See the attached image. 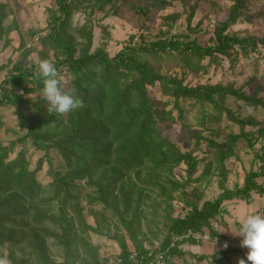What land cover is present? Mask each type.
I'll use <instances>...</instances> for the list:
<instances>
[{
    "label": "rangeland",
    "instance_id": "374dc122",
    "mask_svg": "<svg viewBox=\"0 0 264 264\" xmlns=\"http://www.w3.org/2000/svg\"><path fill=\"white\" fill-rule=\"evenodd\" d=\"M103 2L105 0H94L91 7L82 0L72 4L74 9L67 32L75 40V57L83 52L82 45L86 44L89 34L92 36L90 53L102 50L111 59L127 46L139 44L141 35L155 38L185 33L190 35L189 39L182 41H196L206 47L215 39V29L212 32L210 24L216 28L225 22L233 6L231 0L202 1L192 22L193 31H190L184 7L178 1H172L166 9L154 7L147 16L121 8L120 3L105 5ZM0 3L11 10L6 26L18 28L7 37L8 45L5 46V39H0L1 86L16 67L35 71L41 60L54 64L60 49L48 37L51 16L57 10L56 0H0ZM228 33L264 40V0H251L245 16L232 25ZM140 61L161 79L182 81L184 86L192 88L222 86L264 101L262 44L248 54L236 48L229 56L216 54L214 58L200 59L193 54L184 57L178 52L167 51L156 56H142ZM62 70L59 74L64 88L73 92L74 78L66 68ZM161 86L162 82H157L148 87V94L165 110L171 111L175 121L158 123V127L160 130L166 128L162 134L168 136L179 151L192 155L195 172L190 175L188 162L177 156L162 154L155 160H148L140 174L143 183L139 184L133 175L132 179L139 184L137 191L127 189L131 198L123 200L118 209L115 205L105 208L100 202H91L98 191L90 182L102 173H96L91 181L89 177L76 181L81 191L80 218L83 229L87 230L86 235L81 234L73 210L66 213L77 223L78 254L85 260V263L78 261L76 264H118L122 242L129 252L138 251L140 247L150 252L159 251L171 236L177 220L184 219L193 208L201 209L206 202L218 199H222L221 213L208 226L196 231L211 239L197 243L180 239L176 244L178 253L174 254L171 264H238L241 258H246L247 248L241 247V238L228 228L236 230L237 212L264 214V194L253 191L248 200H226L224 196L242 188L251 174H259L255 181L264 188V108L249 106L232 96L217 98V106L207 101L203 104L182 98L177 101L172 95H166ZM40 92L26 95L25 99L37 103L43 100ZM24 133L16 108L1 106L0 145L11 147ZM22 150L27 154L30 170H36L42 186L48 187L53 182L49 175L51 169L65 175L66 169L55 152L43 155L29 145L17 143L11 158H16ZM117 194L122 197L119 192ZM51 213L59 216L57 209ZM47 225L51 224L47 222ZM47 243L46 261L63 264L62 248L56 246L54 240ZM13 258L19 264H36L27 246L0 250V259L6 264H14Z\"/></svg>",
    "mask_w": 264,
    "mask_h": 264
},
{
    "label": "trees",
    "instance_id": "16d2710c",
    "mask_svg": "<svg viewBox=\"0 0 264 264\" xmlns=\"http://www.w3.org/2000/svg\"><path fill=\"white\" fill-rule=\"evenodd\" d=\"M80 1L56 0L57 10L51 16L48 37L60 49L54 65L59 73L66 68L73 76V93L82 101V106L62 115H54L47 112L44 100L37 103L26 100V95L41 91L42 83L34 70L22 67H16L0 86V107H15L19 125L25 131L11 147L0 145V250L27 246L36 264H50L46 261L48 240L56 241V246L62 248L63 264L85 263L78 254L76 244L79 236L77 223L79 232L87 234L80 218L78 202L81 191L76 181L85 177L91 181L96 173H102L97 180L90 182L98 191V196L91 202H100L105 208L115 205L118 209L123 200L131 198L126 190L136 193L139 184L143 183L140 174L148 160H155L162 154L177 156L188 162L190 175L195 172L192 155L179 151L169 137L162 134L166 128L160 130L158 127V123H172L175 119L171 111L165 110L160 102L149 96L148 87L162 82L163 92L177 101L181 98L195 100L199 104L207 101L217 106V98L232 96L249 106L264 108V101L231 88H192L184 86L182 81L161 79L146 63L140 61L142 56H156L167 51L178 52L184 57L193 54L205 59L214 58L216 54L229 56L236 48L246 54L257 50L259 44L264 45V40L228 33L229 28L245 16L251 0H231L233 6L228 19L217 25L215 39L209 46L203 47L196 41H182L189 39L190 35L185 33L155 38L141 35L139 44L127 46L112 59L102 50L90 53L91 34L86 44L82 45L84 50L81 55L75 57V40L67 29L73 5ZM82 1L91 7L94 0ZM172 1L183 5L188 28L193 31V19L204 0H105L103 4L120 3L118 6L121 8L147 16L154 7L166 9ZM99 9H103L102 5ZM10 13L9 6L0 3V39H5V46L10 43L7 40L10 32L18 30L5 24ZM193 68L199 69L196 65ZM17 143L29 145L43 155L55 152L63 163V169H66L65 175L51 169L49 175L53 182L48 187L42 186L37 180L36 170H30L25 150L20 151L16 158H11ZM133 175L139 184L132 179ZM258 175L248 176L242 188L227 192L224 198L248 200L253 191L264 194V188L255 181ZM221 205L222 199H218L206 202L201 209L193 208L184 219L176 221L171 236L167 237L159 251L150 252L140 247L138 251L129 252L122 242L118 264H157L154 259L157 253L170 255L171 259L166 264L173 263L174 254L178 253L177 242L173 248L170 247L173 238L189 231H201L221 213ZM55 209L59 211V216L51 213ZM71 210L78 218L77 223L66 214ZM47 222L51 225L48 226ZM132 254L137 256L132 259ZM13 260L14 264H19L15 258Z\"/></svg>",
    "mask_w": 264,
    "mask_h": 264
},
{
    "label": "clouds",
    "instance_id": "9594fccd",
    "mask_svg": "<svg viewBox=\"0 0 264 264\" xmlns=\"http://www.w3.org/2000/svg\"><path fill=\"white\" fill-rule=\"evenodd\" d=\"M35 75L42 83L40 95L49 114L62 115L82 106V101L73 92L65 90L57 68L50 61L41 60L36 65ZM235 223L236 230H228L241 238V247L247 248L246 258H241L238 264H264V214L237 212ZM0 264H6V261L0 259Z\"/></svg>",
    "mask_w": 264,
    "mask_h": 264
},
{
    "label": "built area",
    "instance_id": "2783aa9c",
    "mask_svg": "<svg viewBox=\"0 0 264 264\" xmlns=\"http://www.w3.org/2000/svg\"><path fill=\"white\" fill-rule=\"evenodd\" d=\"M210 28H211V31L212 29L214 30L215 29V26L213 23L210 24ZM215 31V30H214ZM212 31V32H214ZM190 239V240H193L194 242H200L202 240H210L211 237L210 236H201L200 234L196 233V231H189L187 234L181 236V237H177L175 238V242L172 243L170 245V247H174L175 246V243L177 241H179L180 239ZM216 241L218 242V240L216 239ZM137 255L136 254H132L131 258L134 259ZM154 259H155V262L157 264H166L167 260H170L171 259V256L168 255V254H164V253H157L155 254L154 256Z\"/></svg>",
    "mask_w": 264,
    "mask_h": 264
}]
</instances>
